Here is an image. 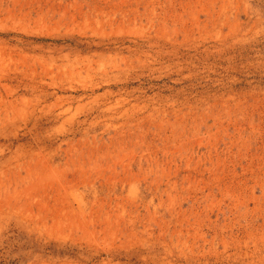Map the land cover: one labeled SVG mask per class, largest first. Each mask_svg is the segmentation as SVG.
<instances>
[{"label": "rangeland", "instance_id": "obj_1", "mask_svg": "<svg viewBox=\"0 0 264 264\" xmlns=\"http://www.w3.org/2000/svg\"><path fill=\"white\" fill-rule=\"evenodd\" d=\"M0 264H264V0H0Z\"/></svg>", "mask_w": 264, "mask_h": 264}]
</instances>
